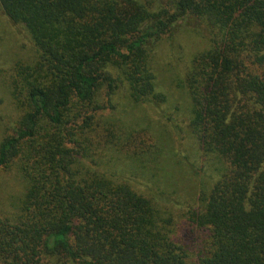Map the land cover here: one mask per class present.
Instances as JSON below:
<instances>
[{
  "label": "trees",
  "instance_id": "obj_1",
  "mask_svg": "<svg viewBox=\"0 0 264 264\" xmlns=\"http://www.w3.org/2000/svg\"><path fill=\"white\" fill-rule=\"evenodd\" d=\"M0 6L37 49L9 84L0 168L22 191L0 214V264H264V0ZM182 21L209 42L179 76L188 106L141 125L126 106L169 105L156 55Z\"/></svg>",
  "mask_w": 264,
  "mask_h": 264
},
{
  "label": "rangeland",
  "instance_id": "obj_2",
  "mask_svg": "<svg viewBox=\"0 0 264 264\" xmlns=\"http://www.w3.org/2000/svg\"><path fill=\"white\" fill-rule=\"evenodd\" d=\"M139 1L146 3L149 0ZM151 1L155 9L159 2L165 3L168 0ZM180 23H182L180 32L171 39L164 40L157 49L156 55L155 73L160 88L168 95L169 105H161L162 107L157 105L153 109H149L147 106L133 108L128 104L126 106L128 114L131 113L132 117L137 119L141 125L142 123L145 125V121L148 122L150 117L154 123L153 125L174 126L175 118L173 116L179 115L181 121L183 113L188 106L187 97L183 96V93L178 88L179 76L184 74L192 57L197 52L209 47V42L203 35L192 30H185L187 26H190L189 21ZM36 55L37 49L27 29L21 24L12 22L0 6V144L6 137L12 135L18 127L19 112L13 104L9 89V84L14 74V66L18 62L29 61ZM123 96V90L115 95L114 101L117 106L125 102L123 101ZM178 104L181 107L180 113L173 110V107ZM123 107L121 105V108ZM171 118L173 119L172 121ZM168 119L171 123L167 121ZM189 145L191 146V144ZM163 177L165 178V175ZM134 182L139 189L149 190L150 185L147 186L142 177ZM21 191L22 181L17 170L11 169V167L0 168V214L10 211L11 202L20 195ZM186 195L187 192L179 194V199L184 200ZM180 206L174 205V210L178 212V216L182 212ZM176 221L177 225L174 226L176 230L175 237L180 238L183 235L184 220L176 218ZM200 236L203 238L202 232Z\"/></svg>",
  "mask_w": 264,
  "mask_h": 264
}]
</instances>
